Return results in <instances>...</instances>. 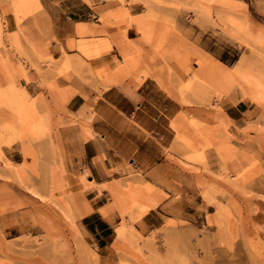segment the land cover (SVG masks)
<instances>
[{"label":"rangeland","instance_id":"374dc122","mask_svg":"<svg viewBox=\"0 0 264 264\" xmlns=\"http://www.w3.org/2000/svg\"><path fill=\"white\" fill-rule=\"evenodd\" d=\"M120 1L140 2L139 10L149 13L150 22L161 30L160 43L152 49L141 42L136 21L125 7L119 19L100 18L118 32L134 24L139 33L130 54L133 70L126 69L131 62L120 54L122 71L139 79L155 78L166 90L172 87L187 110L174 123L177 136L185 139L188 164H179L186 177L171 190L176 202L164 214L171 218L146 233L136 230L137 220L167 195L138 180L141 173L123 172L119 179L102 184L109 195L107 207L118 217L105 243L80 231L77 221L91 208L83 192L70 194L58 150L48 144L52 130L66 125V93L46 84L52 101L42 95L25 96L32 123L42 122L38 132L21 126L0 104V264H264V0ZM36 10L26 14L0 5L2 89L13 84L25 92L19 80L28 81L27 64L40 75L31 55L42 64L52 62L44 54L48 43L31 34L35 27L28 19ZM199 42L228 60L226 65L211 54L200 58L224 68L225 77L197 75L199 65L190 70ZM96 43L81 38L76 49L88 57L86 47ZM66 58L69 64L60 73L70 71L71 60ZM240 60L242 76L250 79L246 93L255 100L240 91L242 79L233 68ZM194 77L199 86L193 94L181 86ZM225 99L235 109L234 123L222 114L220 103ZM52 111L58 117H52ZM120 223L124 231L119 236Z\"/></svg>","mask_w":264,"mask_h":264},{"label":"crops","instance_id":"0c3cea01","mask_svg":"<svg viewBox=\"0 0 264 264\" xmlns=\"http://www.w3.org/2000/svg\"><path fill=\"white\" fill-rule=\"evenodd\" d=\"M12 1L16 0H0V5L11 7ZM37 1L39 7L27 19L35 23V30L31 32L34 38L48 43L44 54L50 55L52 62L42 64L38 57L31 55V63L41 73L38 76L27 64L28 81L20 79L19 84L26 94L32 97L42 95L47 101L52 99L48 98L46 84H55L66 93V114L62 116L66 125L52 130V142L48 144L58 150L67 173V185L72 188L70 194L83 192L91 208L77 221L78 228L84 235L95 237L100 245L105 243L118 217L114 210H108L107 216L102 215V210L110 204L105 201L109 195L102 184L119 179L123 172L132 171L141 173L138 180L154 185L167 195L161 204L134 225L142 233L158 228L164 219L171 218L164 214L176 202L171 195L174 183L186 177L179 164H188L185 161L188 150L186 143L178 138L174 123L182 118L183 113L187 114V110L176 98L171 85L166 90L155 78L139 79L133 72L122 71V58L115 42L124 43L123 48L132 53L140 38L136 26L131 24L124 33L118 32V27H107L100 21L102 17L106 22L119 19L125 14L121 7H125L128 16L134 20L143 12L139 10L141 3L123 4L120 0ZM9 20L14 21V17L10 15ZM81 30L88 34L79 35ZM81 38L97 42L99 53L82 56L76 49ZM200 43L192 53L190 70L206 54L228 65V60L204 49ZM107 44L110 45L108 49L104 48ZM229 54L226 51V56ZM66 56L71 63L70 71L64 74L60 72ZM162 78L169 84L165 74ZM220 104L223 116L234 123L235 109L229 99ZM52 117H58V113L52 111ZM81 177L90 183H83Z\"/></svg>","mask_w":264,"mask_h":264},{"label":"bare ground","instance_id":"6f19581e","mask_svg":"<svg viewBox=\"0 0 264 264\" xmlns=\"http://www.w3.org/2000/svg\"><path fill=\"white\" fill-rule=\"evenodd\" d=\"M10 6L17 10L24 11L26 14H31L34 10H36L39 7L37 0H16V1L10 2ZM2 7L4 9L5 5H2ZM134 20L136 21L138 31L142 35L141 42L148 44L152 49L156 48L158 44L160 43L159 35H160L161 30L150 22V14L141 13L139 17H137L136 19L134 18ZM31 26L36 27L35 23H31ZM115 44L119 48L120 54L123 56L127 64L133 61L132 59L133 57L131 56L132 54L129 53L125 48H123L124 43H121L120 41H118V42H115ZM97 46L98 45H93V44L88 45L86 47L87 54L89 56L90 55L93 56L99 53L97 50ZM104 48H107L106 45L104 46ZM68 64H69V60L68 58L65 57L62 62V67L65 68V66H67ZM133 65H134L133 62H131L127 65L126 68H129V69L131 67L133 68ZM198 65H199V69H198L197 75H200V74L207 75L208 74L217 79H220L226 76V73H227L226 70L219 65H215L214 63H211V62L203 63L201 60H199ZM233 68L238 74V76H241V79H242V84L240 85V91L243 92L244 95H246L251 100H255V97L252 94L246 93L247 92L246 86L250 83V79L247 76H242V73H241L242 72V61L240 60L236 62ZM196 78L197 77H194V80L189 81L188 83L181 86L182 89L191 91L193 94L196 93L198 90V86H199ZM25 96H26V93L23 90L16 88L13 84L8 85V87H5L4 89L0 88V104H3L11 111V114L13 115V117L16 118L17 122L21 124V126H29L31 127L32 131L38 132L40 130V127L42 126L41 124L42 122L40 120H37L32 123V119L29 114V111L25 106ZM178 138L181 141H185L182 135L178 136ZM88 183L90 182L88 181ZM108 210L110 211L109 207L103 209L102 215L107 216ZM123 231H124V224L120 223L116 227V233L117 235L120 236L123 234Z\"/></svg>","mask_w":264,"mask_h":264}]
</instances>
